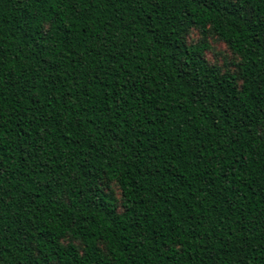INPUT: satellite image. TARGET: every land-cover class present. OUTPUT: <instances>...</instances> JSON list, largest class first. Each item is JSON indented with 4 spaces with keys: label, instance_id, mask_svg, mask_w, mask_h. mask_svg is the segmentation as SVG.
Masks as SVG:
<instances>
[{
    "label": "trees",
    "instance_id": "1",
    "mask_svg": "<svg viewBox=\"0 0 264 264\" xmlns=\"http://www.w3.org/2000/svg\"><path fill=\"white\" fill-rule=\"evenodd\" d=\"M0 264H264V0H0Z\"/></svg>",
    "mask_w": 264,
    "mask_h": 264
},
{
    "label": "rangeland",
    "instance_id": "2",
    "mask_svg": "<svg viewBox=\"0 0 264 264\" xmlns=\"http://www.w3.org/2000/svg\"><path fill=\"white\" fill-rule=\"evenodd\" d=\"M186 41L188 45H196L201 43L203 38L196 29H192L187 33ZM206 44L209 49L204 53V56L208 63L220 67L223 72H233L235 70L232 65L238 62V57L232 54L226 45L213 35H208ZM114 190L115 196L119 198L120 193L118 189L114 188Z\"/></svg>",
    "mask_w": 264,
    "mask_h": 264
}]
</instances>
